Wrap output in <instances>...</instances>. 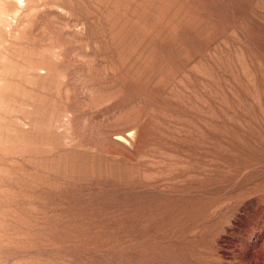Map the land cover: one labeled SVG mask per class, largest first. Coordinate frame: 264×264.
Instances as JSON below:
<instances>
[{"label":"rangeland","instance_id":"374dc122","mask_svg":"<svg viewBox=\"0 0 264 264\" xmlns=\"http://www.w3.org/2000/svg\"><path fill=\"white\" fill-rule=\"evenodd\" d=\"M0 264H264V0H0Z\"/></svg>","mask_w":264,"mask_h":264}]
</instances>
